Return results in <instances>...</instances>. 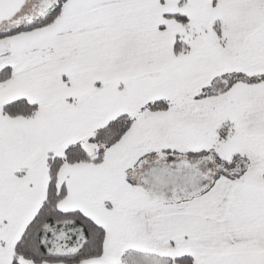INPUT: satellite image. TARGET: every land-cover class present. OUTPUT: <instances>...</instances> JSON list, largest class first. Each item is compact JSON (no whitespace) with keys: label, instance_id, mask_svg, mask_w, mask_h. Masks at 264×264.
<instances>
[{"label":"snow or ice","instance_id":"1","mask_svg":"<svg viewBox=\"0 0 264 264\" xmlns=\"http://www.w3.org/2000/svg\"><path fill=\"white\" fill-rule=\"evenodd\" d=\"M0 264H264V0H0Z\"/></svg>","mask_w":264,"mask_h":264}]
</instances>
